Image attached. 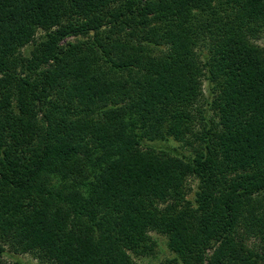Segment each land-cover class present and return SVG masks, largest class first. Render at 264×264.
I'll return each mask as SVG.
<instances>
[{"label": "trees", "instance_id": "trees-1", "mask_svg": "<svg viewBox=\"0 0 264 264\" xmlns=\"http://www.w3.org/2000/svg\"><path fill=\"white\" fill-rule=\"evenodd\" d=\"M262 33L264 0H0V264H140L151 231L264 264Z\"/></svg>", "mask_w": 264, "mask_h": 264}, {"label": "rangeland", "instance_id": "rangeland-1", "mask_svg": "<svg viewBox=\"0 0 264 264\" xmlns=\"http://www.w3.org/2000/svg\"><path fill=\"white\" fill-rule=\"evenodd\" d=\"M42 36H43V32L41 30H38L35 38L38 41L39 39L42 38ZM86 39L87 38L85 36H77V37L67 38L66 40L74 43V42H79V41H83ZM66 40L64 42H66ZM255 42L259 46L264 47V33L260 34V36L256 38ZM34 45L35 44L32 42L29 43L22 48V51L28 54L33 49ZM198 50H201L203 53L207 51L205 47L199 48ZM213 85H215V82L213 83ZM203 89H204V93L206 94V96H209L208 99L211 100V97L208 91L209 86L206 80L203 81ZM210 114H213V111L212 112L210 111ZM141 130H143V128H138V132ZM161 134H163V131H161L160 134L149 131L148 133H146V136L152 139L150 140V143L153 144L157 148L169 149L179 155H182V154L191 155V152H192L191 147L181 146L182 144L181 142H177L174 140H168V141L161 140L160 139ZM194 144L196 146L197 142L195 141ZM197 189H198V180L194 176L188 175L185 181L184 196H185V199L189 201L190 206H192V204L194 205L195 192ZM149 235L154 240L151 253L148 255H145L144 257L134 256L135 260L139 262L140 264H168V260L173 258L174 253L167 246V236L162 233L156 232V231H151ZM253 243L258 244V240H254ZM3 259L6 260L7 262L18 260L22 264H52L48 261L47 262L42 261L39 257H37L31 252L15 253V254L12 252H6V254L3 255ZM172 264H175V263L172 261Z\"/></svg>", "mask_w": 264, "mask_h": 264}]
</instances>
